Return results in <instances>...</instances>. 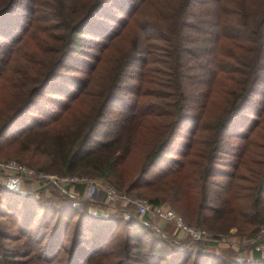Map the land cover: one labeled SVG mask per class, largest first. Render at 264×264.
Here are the masks:
<instances>
[{
  "label": "trees",
  "instance_id": "obj_1",
  "mask_svg": "<svg viewBox=\"0 0 264 264\" xmlns=\"http://www.w3.org/2000/svg\"><path fill=\"white\" fill-rule=\"evenodd\" d=\"M45 91L53 106L37 101ZM2 143L35 170L91 174L191 225L254 234L264 225V0H0ZM1 199L15 207L0 211L12 221L0 228V264H264L229 243L176 245L59 191L0 184Z\"/></svg>",
  "mask_w": 264,
  "mask_h": 264
},
{
  "label": "built area",
  "instance_id": "obj_2",
  "mask_svg": "<svg viewBox=\"0 0 264 264\" xmlns=\"http://www.w3.org/2000/svg\"><path fill=\"white\" fill-rule=\"evenodd\" d=\"M0 183L7 189L21 194L33 195L36 191L44 189L46 195L50 197L52 191H59L72 200L73 207H77L84 201L105 205L106 210H101L102 207L100 210H93L90 209V204L89 212L96 216L115 214L118 211L117 204L130 203L136 207L139 216L136 218L142 225L154 229L165 238L171 234L175 235L173 241L176 245L183 246L184 243L193 242L207 244L223 242L229 243L236 250L241 247H251L264 256V225L260 226L254 234H245L240 237L236 236L235 231L232 230L228 234L212 232L189 224L170 205H153L143 197L131 199L127 193L119 191L107 181H91L90 183L83 176H57L35 170L17 161L0 160ZM78 185H83L84 190L80 191ZM166 227L170 229L166 231Z\"/></svg>",
  "mask_w": 264,
  "mask_h": 264
},
{
  "label": "rangeland",
  "instance_id": "obj_3",
  "mask_svg": "<svg viewBox=\"0 0 264 264\" xmlns=\"http://www.w3.org/2000/svg\"><path fill=\"white\" fill-rule=\"evenodd\" d=\"M64 71H65V69H64ZM46 92V94H42V96L41 97H37V101L39 102V104H41V105H48V107H50V106H53V103H52V100L51 99H48L47 101L45 100V98H46V95H47V98H49V97H57V96H55L54 94H51V93H48L47 91H45ZM68 101H66V100H63V101H60V103H61V105L62 104H64V103H67ZM59 104V103H58ZM22 123V122H21ZM21 125V126H20ZM19 126H15V128L13 127L12 129V131L9 133L10 135H12L14 132H17V131H19L21 128H22V124H20ZM225 138L227 139V141L229 142V143H231V144H233V142H235V138L234 137H232V135L230 134V133H227L226 134V136H225ZM5 142V141H4ZM3 144V147L0 149V160H4V161H10V160H13V161H17V162H22V163H26V164H28L26 161H23V160H20L19 158H22V159H25V158H27L28 156H29V154H27V153H24V154H18V152H17V148H16V146L15 145H12L11 147H8L7 146V143H2ZM229 157L226 155V156H224V161H226L227 162V160L226 159H228ZM53 175V174H52ZM57 176H64V175H57ZM84 178H86L88 181H90V183H91V181H103V182H105L104 180H102V179H99V178H97V177H93L91 174H84V175H82ZM1 184V183H0ZM114 187V186H113ZM117 189V188H116ZM131 199H134V198H138V197H131L130 195H128ZM9 199V198H8ZM103 201H104V199H103ZM89 202V201H88ZM11 204H13L14 205V201H11ZM89 204H91V206H90V209H93V210H100L101 208L100 207H102V209L101 210H106V206L105 205H102V204H97V203H91V202H89ZM13 207H15V206H9V204H8V202H5V201H3L2 199H1V201H0V211L1 212H4V213H9L8 211L10 210L11 211V208H13ZM116 207H117V210L118 211H116V213H115V215L116 216H119V217H122L123 219H127V220H129V219H132V218H136V217H139L138 216V211H137V209H136V207H134L132 204H130V203H119V204H117L116 205ZM128 216V217H126V215ZM99 215V214H98ZM98 217H100V216H98ZM39 219V218H38ZM137 219V218H136ZM138 220V219H137ZM7 221H11V220H6L5 218H3V219H1L0 220V222H1V227L0 228H3V223L5 222V228L9 225V223L7 222ZM12 222V221H11ZM262 226V225H261ZM260 227V226H259ZM258 227V228H259ZM170 228L169 227H166V231H168ZM154 230V229H153ZM231 230L232 231H235V233H236V236L238 235V229L237 228H231L230 229V232H231ZM224 234V233H223ZM175 235H173V234H171V235H168V239L170 240V241H172L173 243H174V241H173V239L175 238L174 237ZM187 242V241H186ZM191 244V243H190ZM185 245H187V244H183V246H185ZM182 246V247H183Z\"/></svg>",
  "mask_w": 264,
  "mask_h": 264
},
{
  "label": "crops",
  "instance_id": "obj_4",
  "mask_svg": "<svg viewBox=\"0 0 264 264\" xmlns=\"http://www.w3.org/2000/svg\"><path fill=\"white\" fill-rule=\"evenodd\" d=\"M239 250H240V253H238L239 260H246V259L251 260L254 258V255L258 253L254 251L251 247H243V248H240ZM260 256L262 257V259H264L263 255L260 254Z\"/></svg>",
  "mask_w": 264,
  "mask_h": 264
}]
</instances>
